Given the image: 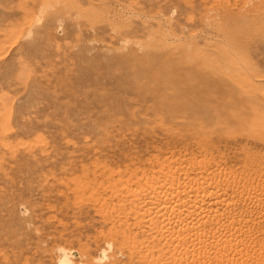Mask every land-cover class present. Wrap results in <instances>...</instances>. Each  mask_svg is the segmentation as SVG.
Returning a JSON list of instances; mask_svg holds the SVG:
<instances>
[{"label":"rangeland","instance_id":"1","mask_svg":"<svg viewBox=\"0 0 264 264\" xmlns=\"http://www.w3.org/2000/svg\"><path fill=\"white\" fill-rule=\"evenodd\" d=\"M163 165L231 173L218 188L244 198L263 187L264 0H0V264L214 253L175 254L142 222ZM259 251L188 264H264Z\"/></svg>","mask_w":264,"mask_h":264},{"label":"bare ground","instance_id":"2","mask_svg":"<svg viewBox=\"0 0 264 264\" xmlns=\"http://www.w3.org/2000/svg\"><path fill=\"white\" fill-rule=\"evenodd\" d=\"M197 159H193V166L197 170L205 169L209 176H215L214 170L221 169L217 165H212L209 158L201 161ZM168 165L176 168L181 166L182 162L172 160ZM173 169L160 166L159 172H162V175L159 174L163 176L162 180L160 178V181H155L151 186L142 189V194L145 192L141 194L143 202L151 201V212L142 219L145 222H142L149 226L152 234L160 236L166 242L165 245L173 247L174 252L180 254H183L181 246L188 249L206 242L222 244L215 248L214 253L201 251L187 256L186 263L185 259L178 260V254L175 252L177 258H174L173 264L205 261L217 254L221 258L230 252L247 256L259 249L261 253L264 251L263 239L261 242L252 239L244 243L239 239V234L250 236L254 232L262 233L264 237V185L247 186L249 196L244 198L241 191L218 188L215 179L224 180V177H227L234 181L235 176L231 173L216 178L204 174L181 177L174 175L171 172ZM240 201L246 203V208L241 212L237 211Z\"/></svg>","mask_w":264,"mask_h":264}]
</instances>
